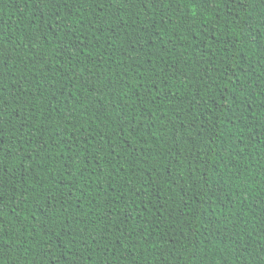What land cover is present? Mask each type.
<instances>
[{"label": "trees", "instance_id": "obj_1", "mask_svg": "<svg viewBox=\"0 0 264 264\" xmlns=\"http://www.w3.org/2000/svg\"><path fill=\"white\" fill-rule=\"evenodd\" d=\"M0 264H264V0H0Z\"/></svg>", "mask_w": 264, "mask_h": 264}]
</instances>
